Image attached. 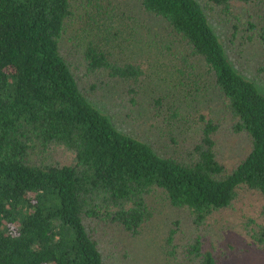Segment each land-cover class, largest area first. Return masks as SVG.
Masks as SVG:
<instances>
[{
	"label": "trees",
	"instance_id": "trees-1",
	"mask_svg": "<svg viewBox=\"0 0 264 264\" xmlns=\"http://www.w3.org/2000/svg\"><path fill=\"white\" fill-rule=\"evenodd\" d=\"M243 12L264 46V0H0V264H110L156 203L188 228L176 263L238 252L207 243L210 219L240 191L264 201V95L237 71L239 24L228 48L212 28ZM126 36L148 40L167 75ZM110 87L124 90L125 117L149 100L159 141L121 131L94 105ZM222 134L248 142L230 167Z\"/></svg>",
	"mask_w": 264,
	"mask_h": 264
},
{
	"label": "rangeland",
	"instance_id": "rangeland-1",
	"mask_svg": "<svg viewBox=\"0 0 264 264\" xmlns=\"http://www.w3.org/2000/svg\"><path fill=\"white\" fill-rule=\"evenodd\" d=\"M237 23L239 30L235 39H232L235 42V49L231 52L236 60L232 58L235 60L237 71L251 80L264 95V46L256 37V31L249 29L247 14L243 12L238 20L233 18L215 20L212 28L221 43L228 48L227 36L232 32V25ZM125 40L134 47V50L143 48L151 67L158 68L162 76L167 75L165 73L166 68L161 67L160 62L155 61L148 40L143 44L139 39L136 42L128 36L125 37ZM158 51H155V55L158 54ZM259 67H261L260 71H258ZM110 88L111 93L102 100L96 101L94 105L105 114L112 113L121 131L140 137L144 141H159L160 137L157 136L156 125L159 126L160 122L148 110L149 100L145 101L142 110L137 111L134 118H131L130 115L125 117L123 104L120 102L124 90L120 87ZM160 144L165 147L169 143L168 140L164 139ZM247 146L248 142L244 138H228L223 134L218 137L219 151L228 167L240 159ZM263 204L264 201L259 196L240 191L230 210L217 213L210 219L209 243L207 245L211 246L218 254L225 249L227 251L229 243L238 250L237 253L233 251L230 258L223 259L222 264H264V244L258 245L252 236L253 230L255 231V239L260 238L257 236L260 234L259 226L264 227V219L260 214ZM153 210L152 221L144 227L138 237L129 240L121 237L122 245L109 250L108 260L110 264H178L173 247L174 244L182 243L185 236L188 235L185 221L178 213L160 206L159 203L154 204ZM177 220L181 221L177 231V239L169 245L167 243L168 232L169 229H173ZM204 232L207 234L206 228ZM176 252H178L177 256L181 254L179 250Z\"/></svg>",
	"mask_w": 264,
	"mask_h": 264
}]
</instances>
